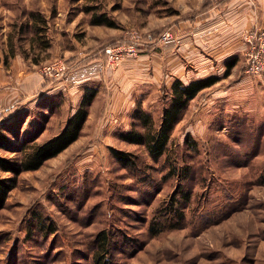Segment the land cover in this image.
Returning a JSON list of instances; mask_svg holds the SVG:
<instances>
[{"label":"rangeland","instance_id":"obj_1","mask_svg":"<svg viewBox=\"0 0 264 264\" xmlns=\"http://www.w3.org/2000/svg\"><path fill=\"white\" fill-rule=\"evenodd\" d=\"M232 1L0 0L1 57L13 48L8 66L27 63L26 70L40 75L44 65L60 60L74 68L83 59H103L106 47L128 45L124 41L135 40L133 35L142 41L148 32L171 30L178 37L125 54L114 69L106 67L99 78L75 87L57 88L48 79L29 103L2 111L0 123L20 128L24 136L28 126L30 133L43 128L36 139L42 141L63 128L87 87L99 89L81 137L19 176L0 210V264H93L94 239L104 229L113 240L112 264H264V71L245 72L248 38L264 28V0L236 2V16L255 21L241 28L244 47L226 58L236 60L230 74L221 60L214 70L220 80L190 102L167 157L154 161L144 146L118 136L131 129L139 103L159 118L175 79L206 77L187 74L185 50L177 54L184 64L179 66L166 53L188 45L179 44L187 32L183 25L212 8L233 12ZM94 11L107 13L116 27L92 24ZM49 103H56L52 111L43 107ZM187 135L196 151L188 149ZM110 147L132 152L140 168L121 166ZM0 155L16 153L0 149ZM176 157L191 167L183 182L192 191L186 224L152 237L149 223L179 182L167 173L166 158ZM48 225L56 231H47Z\"/></svg>","mask_w":264,"mask_h":264},{"label":"trees","instance_id":"obj_2","mask_svg":"<svg viewBox=\"0 0 264 264\" xmlns=\"http://www.w3.org/2000/svg\"><path fill=\"white\" fill-rule=\"evenodd\" d=\"M89 8L88 10H93ZM34 19L38 13L31 12ZM91 22L94 25H106L116 27V22L107 15V13L93 12ZM41 30V27H35V31ZM161 30V29H160ZM162 32H148L144 34L157 38ZM129 43V41H124ZM153 43L138 46L139 51L146 49L153 50ZM11 54L5 53L3 57L0 55V64L8 65L10 57L15 55V51L11 48ZM90 60L83 59L81 64H85ZM236 60L230 59L226 62V74H230ZM221 77L217 75H209L202 78L193 79L185 82L180 78L173 81L168 100L163 107L161 116L156 118L153 113L144 109L139 103L132 113V127L127 131H120L118 136L121 140L144 146L148 155L154 160L159 161L162 157H167L171 135L176 125L180 122L187 110L190 102L195 99L203 90L216 84ZM97 87H87L82 95L80 104L75 112L67 119L63 128L53 136L37 141V137L42 129L29 132V126L26 130V136L21 133L20 128L12 129L11 126H4L0 123V149L5 151L15 152L16 156L8 157L0 155V171L7 173L4 176L0 174V210L5 208L11 191L17 186L19 176L27 171L38 170L47 160L56 157L72 143L77 141L83 132L84 126L88 120L90 106L98 95ZM55 95V94H54ZM53 95V96H54ZM39 102H37V105ZM56 103L43 105L49 111H52ZM30 133V134H27ZM14 138V139H13ZM185 142L188 149L197 150L196 143L186 136ZM115 160L123 167L130 170H138L140 165L137 162V156L132 152L110 147ZM168 176L178 178L179 182L173 193L164 201L162 206L158 208L151 219L148 227L149 234L154 237L166 230H173L185 227L186 224V209L191 202L192 191L190 188L183 186V182L191 177V167L188 163H179V160H169ZM38 227L42 230L45 226H40L36 219ZM47 231L54 233L56 229L51 225L47 226ZM112 238L107 231L101 230L97 233L94 244L95 251L93 253V264H112Z\"/></svg>","mask_w":264,"mask_h":264},{"label":"crops","instance_id":"obj_3","mask_svg":"<svg viewBox=\"0 0 264 264\" xmlns=\"http://www.w3.org/2000/svg\"><path fill=\"white\" fill-rule=\"evenodd\" d=\"M236 2L238 0H235L234 3L232 1L233 4L230 2L228 6L232 5L231 7L234 8L237 5ZM236 8L232 9L233 12L231 10L227 11V8L223 12L212 8L196 15L192 19V23H186L182 28H186L187 32L193 34L192 37L187 36L183 39L186 41L191 38V40L187 41L188 45L181 46L180 49L176 45L173 50L166 53V57L175 56L174 62H176L177 66L179 64L184 65L182 63L183 59L180 60V55L177 54H181L185 50L188 75L192 71L197 74L203 73V76L215 75L214 70L221 68V60L224 59L226 64L227 59L235 58V56L228 57L230 56L229 54L234 53L238 48L242 49L244 47L245 42L243 40L242 43V36L245 34L243 35L241 28L248 25V22L251 24L254 21H251L250 17L248 19L246 17H237ZM2 64H0V86L7 84V82L10 83V86L8 88L5 85L0 87V107L7 105L0 109V116H2V111L6 109L11 110L16 105L29 103L34 98L33 94L36 91L41 92L48 85L43 75L36 71L26 70L27 63H21L16 68L13 67L14 65H4L5 67H3ZM125 71L123 70L125 76H133L132 73ZM119 74L117 76H120Z\"/></svg>","mask_w":264,"mask_h":264},{"label":"built area","instance_id":"obj_4","mask_svg":"<svg viewBox=\"0 0 264 264\" xmlns=\"http://www.w3.org/2000/svg\"><path fill=\"white\" fill-rule=\"evenodd\" d=\"M173 31L167 30L161 33L157 38L151 36L144 40L136 39L129 41L128 45H115L106 47L104 49L105 57L103 59H93L85 64L77 67H69L67 61H57L48 65H44L40 72L46 81L49 79L51 82H57L54 87H66L72 85L73 87L84 84L88 81L99 78L105 72L106 67L114 69V65L119 60L124 59L125 54L135 56L140 54L138 50L139 45L151 44L155 41L161 44H167L170 41L178 39ZM187 36H193L191 32H185L180 35V43L184 41ZM182 40V41H181ZM190 39H187L186 42ZM248 60L245 67V72L248 74H261L264 71V28L259 31L253 32L248 38ZM110 65V66H109ZM73 68V69H72ZM48 80V81H49Z\"/></svg>","mask_w":264,"mask_h":264}]
</instances>
